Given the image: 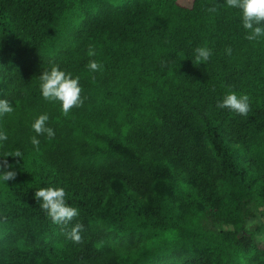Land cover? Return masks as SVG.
<instances>
[{"label": "trees", "instance_id": "16d2710c", "mask_svg": "<svg viewBox=\"0 0 264 264\" xmlns=\"http://www.w3.org/2000/svg\"><path fill=\"white\" fill-rule=\"evenodd\" d=\"M246 35L226 0H0L14 108L0 162L16 172L0 180V264H264V37ZM197 47L212 51L199 65ZM54 64L82 88L67 116L40 90ZM233 91L247 116L217 107ZM41 114L52 139L32 128ZM47 187L79 209L69 225L35 199ZM77 222L79 244L65 235Z\"/></svg>", "mask_w": 264, "mask_h": 264}, {"label": "clouds", "instance_id": "9594fccd", "mask_svg": "<svg viewBox=\"0 0 264 264\" xmlns=\"http://www.w3.org/2000/svg\"><path fill=\"white\" fill-rule=\"evenodd\" d=\"M226 4L230 8H238L242 12L243 28L248 32L246 39L249 41L258 40L264 37V0H226ZM218 5L207 8L210 13L217 12ZM231 48L226 49V54L231 55ZM88 56L96 55L95 48L90 46L88 49ZM212 55L211 49L207 47H197L195 49V65L209 60ZM87 67L92 72L102 71L103 64L96 60H90ZM41 81L40 90L43 98L49 102L59 101L63 115L67 116L74 107H81L84 99L81 97L82 88L79 84V77L73 78L72 74L60 70L58 65H53L50 71H43L39 76ZM218 108H227L230 111L247 116L251 111L250 97L247 94L238 95L236 92H229L223 98L222 102L217 103ZM14 111L13 106L8 100H0V114H10ZM49 116L41 114L35 119L32 128L37 135L46 134L49 139L55 135L54 130L47 127ZM7 134L0 132V141H6ZM31 143L36 151H39L40 141L33 136ZM23 153L20 150L14 152H5L3 157H22ZM12 165L8 163L7 159L0 162V180L6 182L14 180L16 172L12 169ZM67 193L63 187H47L40 188L35 191V199L42 201L40 207L46 211L51 221L57 225L67 226L79 215V209L69 206L66 202ZM84 225L80 222L75 223L69 231L65 233L66 237L74 243H82L83 237L81 232ZM63 230V229H62Z\"/></svg>", "mask_w": 264, "mask_h": 264}, {"label": "rangeland", "instance_id": "374dc122", "mask_svg": "<svg viewBox=\"0 0 264 264\" xmlns=\"http://www.w3.org/2000/svg\"><path fill=\"white\" fill-rule=\"evenodd\" d=\"M257 220H259V219L257 218L256 220H253V221L249 222L247 226H248L249 228H256V227H258L259 222H257ZM243 233H244V231L241 232V234H243ZM263 236H264V228H262V229L260 230V232H259V234H258V238H259V239H262Z\"/></svg>", "mask_w": 264, "mask_h": 264}]
</instances>
